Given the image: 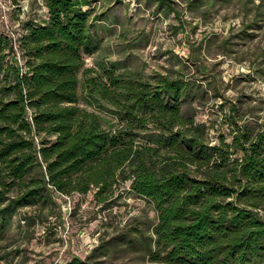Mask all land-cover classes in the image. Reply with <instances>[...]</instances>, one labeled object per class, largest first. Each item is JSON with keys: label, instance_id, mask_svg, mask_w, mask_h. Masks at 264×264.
<instances>
[{"label": "trees", "instance_id": "1", "mask_svg": "<svg viewBox=\"0 0 264 264\" xmlns=\"http://www.w3.org/2000/svg\"><path fill=\"white\" fill-rule=\"evenodd\" d=\"M93 2L46 0L48 19L28 20L18 39L0 36V261L20 207L93 188L108 205L131 180L158 221L150 237L122 232V244L144 239L162 264H264V123L212 142L210 125L186 107L189 80L87 67L98 50ZM82 74L89 101L106 103L117 121L82 106ZM109 246L67 264H104L95 258Z\"/></svg>", "mask_w": 264, "mask_h": 264}, {"label": "rangeland", "instance_id": "2", "mask_svg": "<svg viewBox=\"0 0 264 264\" xmlns=\"http://www.w3.org/2000/svg\"><path fill=\"white\" fill-rule=\"evenodd\" d=\"M93 8L98 50L86 56L87 67L102 74L131 70L151 81L169 73L189 80L195 94L186 107L210 125L212 142L221 133L231 141L241 125L264 123V0H94ZM48 18L46 0H0V36L18 39L28 20ZM84 79L82 106L117 121L106 103L89 101ZM131 186L122 181L108 205L96 200L93 188L20 207L2 241L0 264H67L103 244H110L107 252L95 259L104 264H162L146 252L144 239L130 246L120 241L133 227L152 236L158 221L155 203Z\"/></svg>", "mask_w": 264, "mask_h": 264}]
</instances>
